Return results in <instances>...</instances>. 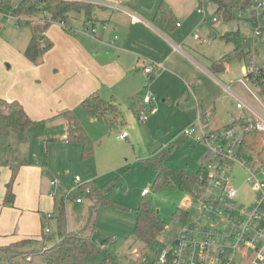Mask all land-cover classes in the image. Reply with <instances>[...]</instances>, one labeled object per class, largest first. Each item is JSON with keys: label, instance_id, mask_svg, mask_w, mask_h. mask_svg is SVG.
<instances>
[{"label": "rangeland", "instance_id": "1", "mask_svg": "<svg viewBox=\"0 0 264 264\" xmlns=\"http://www.w3.org/2000/svg\"><path fill=\"white\" fill-rule=\"evenodd\" d=\"M12 1L17 4L20 0ZM152 2H147V5H151ZM175 2L177 5L181 4L180 0H175ZM198 6L199 3L195 0L194 10L197 21L201 22L202 28L194 35L193 42L206 57L216 60L224 54H228L232 49V46L229 47L221 41L220 34L223 31L218 28L225 27L229 31H237L239 28L245 42V49H248L250 45L256 47L260 54L257 63L264 62V28L262 29V35L255 37L251 27H244L238 19L226 23L220 18L217 24L212 23V19L216 15V5L210 3L206 16L197 15ZM69 23L71 22L69 21ZM0 26V68L2 67L0 69V95L5 92L6 86H9L8 83L11 85L12 91L20 87L26 95H29L31 88L36 84L31 72H24V79L17 78L16 74L21 73L19 69L20 60L25 57V49L32 38L30 28L17 26L16 20L7 23L3 18H0ZM262 26L264 25L262 24ZM214 27H216V31L213 30ZM90 30L94 31L93 28ZM213 33L216 34L215 39ZM200 37H202V40H200ZM228 69V73L224 78L213 72L217 79L228 85L233 81L237 83L245 72L244 64L239 59L234 60ZM144 75L146 76V74ZM188 79L183 78V85L179 83L173 93L171 91L174 88L168 86L169 100L164 92L165 86L158 85V81L154 84V81H148L139 94L128 98L119 99L112 93H109L108 96L105 94L106 101L114 102L118 106L119 114L116 123L93 118L88 112H86L87 114L83 112L84 117L76 116L92 140L94 154L91 158L83 157L79 142H73L78 146L71 144L69 149H65L61 146L63 142L53 141V139L60 141L59 138L61 137L57 132L61 124H56L54 125L56 127H54L51 122L46 124L37 121L30 131L25 133V141L27 142H22L19 138L14 139L15 145H12L11 150L4 154L5 157H0V163L5 165L3 160L25 158L29 159L30 162L34 158L42 161V157L44 158L43 161L48 160L49 167L46 176H48L47 179L50 184H56L55 187H50L49 194L58 205L61 200L65 201L67 228L73 232L83 230L86 227L90 209L96 201V199L92 200L88 197L83 186L90 183H95L99 188L107 186L105 197L109 202L95 214V224L86 231V234L91 235L100 249L103 248V241H111L112 244L109 250L111 260L121 264H127L130 260L137 264H145L136 257L132 259V251L144 247L136 238L135 227L136 209L145 189H151L149 199L153 208L165 225L169 227V231L159 237V243L172 241L175 237L177 228L174 221L178 209L189 210L190 219L202 218L203 212L200 202L194 195L177 188L154 191L153 182L156 173L149 166V160L153 159L158 153H163L177 140H180V132L189 124L195 122L198 110L194 98L190 104L187 103L188 98L193 94L189 90L195 87L197 90V93H194L195 96L199 94L201 89L205 91L204 107L207 102L206 99L209 100L210 96L215 97L214 94L208 91L212 89V80L207 82L204 78H201L199 81L203 83H198L197 80ZM247 85L249 88L237 83L233 85V89L241 95L248 105L260 108V104L254 96L262 104H264V96L255 85L250 82H247ZM207 93L210 96H207ZM146 95H150L152 101L150 104L142 105L144 103L141 100L143 101V97ZM211 101L209 100V104H207L208 108L211 107ZM223 103L224 105L217 107L218 110H211L214 115L217 116L222 110L229 117V122H232L234 117L239 118L246 115L244 110L236 108V102L231 98L223 101ZM152 108L156 110L154 114L150 112ZM141 110L146 111L143 113L147 116L146 120H142ZM209 126H212L210 120ZM124 132L128 133L129 138L126 141L118 140L117 136ZM18 136L20 137V134ZM54 144L57 145L54 146ZM244 150L253 157L254 161H260L264 158V134L257 133L248 137ZM206 152L203 146L184 141L177 144L168 154L164 160V166L178 171L196 172L204 165ZM258 161L256 164L250 165L249 171L238 165H235L230 171L231 184L239 191L236 201L240 207L251 204L259 194V190L255 187V181L249 182L248 180L253 176L256 181H264L262 167L258 164ZM76 177L80 179V182L75 181ZM78 200H81V203ZM43 226L44 229L49 228L51 230V234H46L49 239L46 240V243L37 242L36 240L35 244L32 243L33 241L29 242L22 250H20L22 244L12 247L8 253L1 252L2 261L6 264H46L41 251L45 246L50 247L58 241L56 235L57 224L55 219L43 217L41 227L43 228ZM41 233V230H39L36 234L39 236ZM18 251L32 252V261L26 259V256L18 254ZM144 251L145 255L150 258L149 264H152V250L144 248ZM144 251L139 250L140 253H144ZM229 255L231 254L229 253ZM104 257L105 254L87 257L84 264H102ZM232 259L233 264H249L244 262L239 253H235Z\"/></svg>", "mask_w": 264, "mask_h": 264}, {"label": "crops", "instance_id": "2", "mask_svg": "<svg viewBox=\"0 0 264 264\" xmlns=\"http://www.w3.org/2000/svg\"><path fill=\"white\" fill-rule=\"evenodd\" d=\"M94 1L98 0H87V3L93 5L89 14L84 12L70 14L65 26L53 24L50 27L48 37L54 43V47L44 55L40 65H34L22 57L19 67L21 73L16 74V77L24 79V72H31L36 84L31 88L30 94L26 95L20 87L12 91L8 83L10 88L6 86L5 92L0 95L1 99L9 102L18 101L35 123L51 122L53 126L61 124L57 132L61 137L60 141L57 139L53 141L63 142L61 146L65 149H69L71 144H77L68 140L67 122L61 116L63 112L73 111L75 116L84 117L83 112L87 111L82 107V102L90 95L97 93L104 100L105 94L108 96L109 93L119 99L128 98L139 94L148 81H154L153 84L158 81V85H164V92L169 100L168 86L174 88L172 93L175 92L179 83L183 85V78L197 81L204 78L207 82L212 80V89L208 91L215 97L207 93V96H210L209 100H212L209 108L207 99L204 107L205 91L201 89L195 96L194 93H197L195 87L190 90L188 88L193 94L187 103L190 104L194 98L198 110L196 117L198 118L200 114L208 115L211 128L214 130L238 119L234 117L233 121L229 122V117L222 110L217 116L211 111L218 110L217 107L224 105L223 101L228 98L236 102L237 108L236 98L242 97L233 89V85L238 82L225 84L213 73L216 72L224 78L233 61L222 60L226 54L216 60L208 58L193 42L194 35L202 28L194 10L195 0H180L179 5L175 0H114L118 5L116 9L95 4ZM151 1H153L151 5H147V2ZM163 2L172 10L175 24H163L157 20L156 15ZM91 28L94 29L93 32ZM215 28L213 30L216 31ZM218 29L223 31L220 37L230 32L225 27ZM213 38H216L215 33ZM221 41L224 42L222 39ZM240 61L245 64L244 60ZM150 64L161 68L153 75L145 76L143 69ZM141 102L143 103L142 100ZM244 111L247 114V111ZM48 152L49 149L47 154ZM43 159L42 157V161ZM42 161L34 158L30 162L28 159L27 165L20 168L13 187L15 201L12 206L5 204L12 171L7 165L1 167L0 247L24 240L33 241V244L36 240L46 243V240L42 239V233L39 236L36 233L39 230L42 232L43 217L54 218L58 204L49 194L50 187L54 186L46 176L48 160ZM48 214H52V218H48ZM137 250L144 251V247ZM0 264L6 263L0 260Z\"/></svg>", "mask_w": 264, "mask_h": 264}, {"label": "trees", "instance_id": "3", "mask_svg": "<svg viewBox=\"0 0 264 264\" xmlns=\"http://www.w3.org/2000/svg\"><path fill=\"white\" fill-rule=\"evenodd\" d=\"M216 5L215 14L221 16L226 23L233 22L237 19L240 11L252 4L255 0H211ZM93 8L90 3L82 1H65V0H20L14 4L12 0H0V12L17 17V26H27L30 28L32 38L25 49L24 56L34 65H40L46 53L53 49L54 43L48 37V30L53 24H60L65 26L70 13L84 12L89 14ZM160 23L168 25L175 24V18L172 10L166 2H163L156 15ZM37 19V20H36ZM1 31V26H0ZM221 39L232 45L233 49L224 56L222 60L231 62L234 60H244V63L249 59L251 52V45L245 49V42L240 33L237 31H230L223 35ZM153 79V78H152ZM150 79V80H152ZM247 81L260 89L261 94L264 96V70L260 73L250 74ZM82 107L93 118L104 119L107 122H118L119 109L114 102L104 100L99 94L94 93L82 102ZM153 109V108H152ZM150 110V112L152 111ZM146 112L141 110L140 113ZM61 116L67 122L68 140L79 142L82 145V155L84 158H91L94 154L93 143L83 125L77 119L73 111H66ZM206 116V115H205ZM237 122L240 120H236ZM235 121V122H236ZM36 123L32 121L26 114L24 108L18 101H6L0 98V157H5L4 154L11 150L14 146V139L19 138L20 141L26 140V132ZM20 134V137L18 136ZM179 139L175 144L171 145L163 153H158L155 157L149 160V166L156 173L153 190H162L165 188H177L181 191L194 195L197 197L201 186L203 185L202 176L205 175V166L203 165L196 172L178 171L168 169L164 166V160L175 146L181 142H189L196 145L189 139L182 137L179 134ZM27 142V141H25ZM241 154L252 164H256L258 160H253L244 147ZM5 165L9 166L12 171V177L7 185V192L5 204L12 206L15 201V194L13 191L14 183L20 168L27 165L28 159H12L3 160ZM261 167H264V158L258 161ZM0 163L1 167L5 166ZM84 191L90 189L87 194L92 200L96 199L90 209V216L86 227L80 232H69L67 228V212L65 201L61 200L55 210L54 218L57 224V239L58 241L50 247H44L41 251L42 256L45 258L46 264H84L87 257L96 254H105L102 264H121L113 261L109 257V250L111 248V241L105 240L102 243L103 248H98L97 244L93 241L91 235H87L86 231L94 226L96 221L95 214L99 209L106 205L108 199L105 197L107 186L99 188L95 183L86 184L83 186ZM149 189V188H148ZM150 193H151V189ZM142 196L141 201L136 209V227L135 235L147 250H153L159 245L158 239L165 232L167 225L160 218L159 214L153 208L149 195ZM180 215L183 221H188L190 214L184 209H178L176 217ZM42 238L49 240L44 226L42 228ZM29 240H24L16 244L0 247V260H2L1 252L10 251V248L20 245L23 248L27 245ZM21 250V249H20ZM20 255L26 256L28 259L32 256V252H17ZM108 254V255H106ZM127 264H137L130 260Z\"/></svg>", "mask_w": 264, "mask_h": 264}, {"label": "built area", "instance_id": "4", "mask_svg": "<svg viewBox=\"0 0 264 264\" xmlns=\"http://www.w3.org/2000/svg\"><path fill=\"white\" fill-rule=\"evenodd\" d=\"M82 1L87 0H65ZM200 6L198 13L206 15L211 0H198ZM95 4L118 8L114 0H98ZM0 18L9 23L11 20H18L17 17L0 12ZM221 16L215 15L212 19L216 23ZM237 19L244 27H251L254 36L262 35L264 26V0H255L252 4L239 12ZM249 59L244 64L245 72L238 83L246 86L247 77L250 74L260 73L264 70V62L257 63L260 54L256 47L251 46ZM161 67L153 64L145 66L143 72L146 75H153ZM260 108L246 104L239 97L236 98L237 108L246 110L247 114L236 121L220 129H212L209 126L208 115H199L195 122L185 127L180 135L189 139L196 145L205 148L204 160L205 175L202 176L201 186L197 199L202 209V218L183 221L178 215L174 221L177 232L172 241L159 243L152 250V264H233L232 256L235 253L241 254L244 262L249 264H264V181L259 182L251 176L249 182L255 181V187L259 194L254 201L246 207H240L237 203L239 191L231 184L230 171L235 165L245 170H250V163L241 154L248 137L262 133L264 134V104L255 96ZM152 101L150 95L143 97L144 105ZM156 112L152 109L151 114ZM142 120L147 116L141 113ZM128 133L124 132L117 138L121 141L128 139ZM264 175V167H262ZM76 182L80 179L76 177ZM56 186L55 183H51ZM90 193V189L84 191ZM149 189L142 192V196L148 195ZM81 203V200H78ZM185 210V209H184ZM190 214L189 210H185ZM48 214V218H52ZM169 231L165 229L164 234ZM46 234H51L49 228L45 229ZM229 253L231 255H229ZM134 257L145 264L150 263V258L139 250L133 251ZM134 259V258H133ZM28 260H32L31 257Z\"/></svg>", "mask_w": 264, "mask_h": 264}]
</instances>
